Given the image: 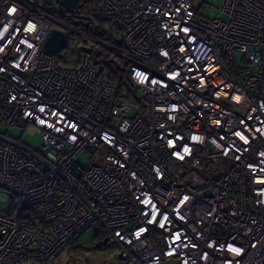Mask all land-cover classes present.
I'll return each mask as SVG.
<instances>
[{
	"label": "built area",
	"instance_id": "built-area-1",
	"mask_svg": "<svg viewBox=\"0 0 264 264\" xmlns=\"http://www.w3.org/2000/svg\"><path fill=\"white\" fill-rule=\"evenodd\" d=\"M98 7L122 37L121 94L89 51L44 49L42 0H0V122L42 132L38 149L0 132V264L51 260L87 224L107 264H264V0L214 18L191 0Z\"/></svg>",
	"mask_w": 264,
	"mask_h": 264
},
{
	"label": "rangeland",
	"instance_id": "rangeland-1",
	"mask_svg": "<svg viewBox=\"0 0 264 264\" xmlns=\"http://www.w3.org/2000/svg\"><path fill=\"white\" fill-rule=\"evenodd\" d=\"M192 6L197 13L205 18H214L219 14L220 0H191ZM54 16L55 22L53 27L60 28L65 32V42L55 52L56 62L59 64L75 65L80 62L83 51H89L94 60L99 58H107L105 55L102 41L99 43L95 39L94 31L84 30L79 22L81 18L69 15H61L58 12L50 11ZM75 28L76 31H74ZM93 28L103 30L109 33L111 39L115 42H122L120 33H111L109 31L108 21H95ZM94 29V30H95ZM78 31V32H77ZM80 32V33H79ZM105 43V42H104ZM241 63V53H236ZM0 132L8 134L20 141L38 149L42 144L41 129L31 123L24 125H8L0 122ZM77 162L85 165L88 160L85 157L78 156ZM0 212L12 214L14 212L13 199L10 194L0 187ZM102 231L96 224H87L78 229L72 236L71 244L66 247L55 258L47 261H26L22 264H107L115 255L116 250L113 248L103 249L99 247L102 242Z\"/></svg>",
	"mask_w": 264,
	"mask_h": 264
},
{
	"label": "trees",
	"instance_id": "trees-1",
	"mask_svg": "<svg viewBox=\"0 0 264 264\" xmlns=\"http://www.w3.org/2000/svg\"><path fill=\"white\" fill-rule=\"evenodd\" d=\"M78 8L80 10V14L77 15V17L82 19V21L79 22V25L84 30L94 31L92 34L95 35V39L98 42L102 41L101 44L104 48L105 55H107V58L97 57L95 59L98 65V74L115 82L118 86L117 92H120L121 94L123 88H125L129 83L127 73L128 62L125 61L126 57L123 43L113 41L108 32L93 28V22L104 20L99 14L98 0H80ZM70 28L76 31L75 28H72L71 26ZM133 92L134 90L129 89L125 96L128 97L129 95H132ZM101 244L102 242H100L99 247L102 248Z\"/></svg>",
	"mask_w": 264,
	"mask_h": 264
},
{
	"label": "water",
	"instance_id": "water-1",
	"mask_svg": "<svg viewBox=\"0 0 264 264\" xmlns=\"http://www.w3.org/2000/svg\"><path fill=\"white\" fill-rule=\"evenodd\" d=\"M54 2L62 13L80 14L79 0H42V3L49 7H53ZM64 42L65 32L60 28H51L45 37L43 47L49 52H55Z\"/></svg>",
	"mask_w": 264,
	"mask_h": 264
},
{
	"label": "flooded vegetation",
	"instance_id": "flooded-vegetation-1",
	"mask_svg": "<svg viewBox=\"0 0 264 264\" xmlns=\"http://www.w3.org/2000/svg\"><path fill=\"white\" fill-rule=\"evenodd\" d=\"M47 9L51 10V11H54V12H58L60 13L61 15H69V16H75V15H79V14H69V13H62L59 8H58V5L56 3L53 4V7H49L47 6Z\"/></svg>",
	"mask_w": 264,
	"mask_h": 264
}]
</instances>
